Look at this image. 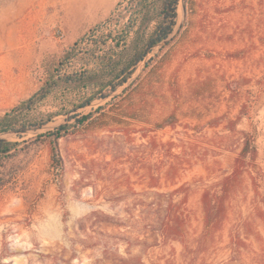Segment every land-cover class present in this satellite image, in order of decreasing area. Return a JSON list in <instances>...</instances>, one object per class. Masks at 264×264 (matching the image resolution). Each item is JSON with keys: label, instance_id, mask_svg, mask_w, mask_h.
Instances as JSON below:
<instances>
[{"label": "rangeland", "instance_id": "obj_1", "mask_svg": "<svg viewBox=\"0 0 264 264\" xmlns=\"http://www.w3.org/2000/svg\"><path fill=\"white\" fill-rule=\"evenodd\" d=\"M120 1L0 0V118L75 41L108 18L120 25ZM183 1L176 33L122 94L71 108L79 95L61 85L23 117L16 130L28 133L0 132L18 143L1 159L0 264H264V0ZM146 24L126 58L146 42ZM103 107L94 124L50 135ZM242 132L255 140L256 184L244 174L220 229L204 236L201 194L231 173ZM170 203L184 221L177 240L160 234Z\"/></svg>", "mask_w": 264, "mask_h": 264}, {"label": "trees", "instance_id": "obj_2", "mask_svg": "<svg viewBox=\"0 0 264 264\" xmlns=\"http://www.w3.org/2000/svg\"><path fill=\"white\" fill-rule=\"evenodd\" d=\"M124 2L128 7V15L122 23L119 25L116 21V24L112 25V19L108 18L75 41L63 53L57 66L42 86L0 118V132L23 128V117L56 93L61 85L72 88L79 95L78 102L71 108L88 105L110 86L113 80H118L117 85L123 83L144 53L166 38L176 24L178 0H122L117 3L114 11L118 10ZM145 22H147L146 26L154 22L151 33L146 42L142 46L137 45L126 58L128 37L135 32L138 25ZM107 78H109L108 81ZM112 88H115V85ZM104 108H98L94 113L77 118L74 125L60 126L50 135L58 140L63 136L62 133L66 134L70 128L77 129L86 122L94 124L99 120V116L95 115ZM170 118H173L172 115L164 119L158 128L171 125ZM241 134L243 136L242 146L234 160L231 173L219 181L218 192L204 190L201 194L204 236L208 237L220 229L226 216V202L235 187L239 185L243 175L248 174L254 186L256 184V177L250 168L254 166L256 160L255 140L249 133L242 132ZM17 146L16 142L0 143V168L3 155L10 154ZM6 183V179L0 173V191ZM254 190L257 192L256 189ZM181 192L182 187H178L172 191L171 195H179ZM179 205L170 203V212L168 211V216L161 225L160 234L166 240H177L182 234L184 221L177 211Z\"/></svg>", "mask_w": 264, "mask_h": 264}, {"label": "water", "instance_id": "obj_3", "mask_svg": "<svg viewBox=\"0 0 264 264\" xmlns=\"http://www.w3.org/2000/svg\"><path fill=\"white\" fill-rule=\"evenodd\" d=\"M180 2H181V8L184 11V1L180 0ZM175 33H176V28H173L172 31L167 35L166 38H164L163 40H161L158 43H156L154 46H152L151 49L147 50L146 53L144 54V56L142 57V59L139 61V64L137 65V67L130 74V76L118 87V89H114V90H112V92L109 95L104 96V97H100L97 101H94V102L91 101L90 103H88V105H86L84 107H81V108H78V109H82V108H85V107L91 108V107H93V106H95L97 104L101 105V104L107 102L106 100H111L114 97H117L120 94H122L131 85V83L135 80V78L137 77L140 69L145 67L147 57L151 53H153L154 50H157V49L161 48L162 46H164L173 37V35ZM77 110H75V111H77ZM75 111H73V112H75ZM66 123H68V121L60 123L59 125H57V129L60 126L66 125ZM28 132H29L28 129L8 131V133L10 135H19V134H25V133H28ZM8 142H10V141H9V139L7 137H5L4 135H0V143H8Z\"/></svg>", "mask_w": 264, "mask_h": 264}]
</instances>
